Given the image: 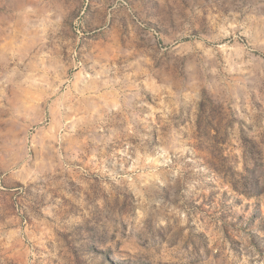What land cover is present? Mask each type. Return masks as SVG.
I'll return each instance as SVG.
<instances>
[{
	"label": "rangeland",
	"instance_id": "obj_1",
	"mask_svg": "<svg viewBox=\"0 0 264 264\" xmlns=\"http://www.w3.org/2000/svg\"><path fill=\"white\" fill-rule=\"evenodd\" d=\"M0 264H264V0H0Z\"/></svg>",
	"mask_w": 264,
	"mask_h": 264
}]
</instances>
